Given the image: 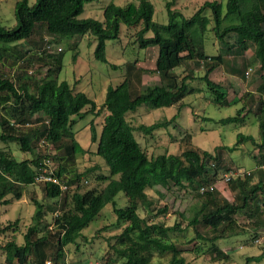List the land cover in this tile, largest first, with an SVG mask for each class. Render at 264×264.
<instances>
[{
  "label": "trees",
  "instance_id": "16d2710c",
  "mask_svg": "<svg viewBox=\"0 0 264 264\" xmlns=\"http://www.w3.org/2000/svg\"><path fill=\"white\" fill-rule=\"evenodd\" d=\"M95 1L98 0H36L31 5L29 0H19L15 12L17 25L12 28L0 26V108L6 111L5 105L11 104L9 116H0V140L18 144L21 152L30 155L18 159L0 149V206L11 204L12 199L21 200L26 188L35 184L43 185L46 197L51 201L44 204L35 200L32 225L21 244L16 237L19 220L0 226V236L14 233L3 246L5 264H46L49 259L52 264H66V248L77 244L84 229L98 219L108 205L113 207L117 218L114 226L120 233L108 240L104 264H155L156 257L166 258L167 264H191L184 256L189 250L173 237L188 229L195 233L188 243L195 244L196 253H211L223 264H240L219 247L218 242L234 234L241 212L253 210L250 217L254 224L264 226V0H226L225 6L222 2L207 1L189 19L173 10L176 0H172L166 5L167 25L154 21L155 8L151 0H139L138 4L126 6L110 3L104 9L103 22L79 19L85 4ZM208 11L212 12L213 30L216 39L224 45V51H231L228 39L234 36L241 51L254 49V62L260 65L261 73L258 89L262 91L254 115L259 126V140L241 134L236 145L219 146L213 153L188 147L181 154L150 158L136 139V129L126 116L142 106L165 108L181 102L188 94L187 77H181L176 70L186 62L194 61L204 68L201 80L216 105L232 106L242 99L236 97L237 101H229L228 91L211 78V74L224 65L225 59L223 53L209 55L206 52V35L211 23ZM122 24L130 28L142 26L137 33L140 47H158L153 73L158 74L160 82L139 91L129 73L117 87L108 88L103 106L108 115L99 135L92 127V141L98 143L97 155L108 167L109 175L96 176L99 183H106L105 187L83 189V178L97 169L80 172L77 168V156L87 151L76 140L74 118L95 113L97 104L86 93L75 92L67 81L59 80L64 52L61 49L55 54L45 48L48 51L43 58L48 68L44 77L35 78L28 72L22 77L17 76L16 80L3 69L20 66L21 60L25 62L30 51L20 50L18 45L30 42L42 31L50 37L46 44L51 47L67 37L92 35L97 40L96 60L107 63L106 42L120 38ZM149 32L153 37H146ZM9 53L13 55V61L6 56ZM77 54L75 51L74 62ZM113 67L116 69L115 65ZM127 69L135 71L136 65L130 63ZM144 72L149 73L143 69L137 72L139 83ZM35 114L39 126L28 132L21 131L33 123L31 118ZM247 117L243 110H238L235 116L221 119L219 123L245 124ZM167 124L154 125L151 130ZM42 138L51 144L49 152L42 153L36 148L35 143ZM246 142L254 144L258 150L254 157L258 169L237 175L228 183L231 190L234 187L239 193L235 200L231 202L225 198L217 187L201 192L202 187L215 184L220 177L223 153L233 152ZM46 159L54 164L56 176L68 184L65 193L61 194L59 186L51 182H37ZM171 186L193 192L197 198V206L186 218L185 227L180 222L172 226L161 222L159 217L169 210L167 206L156 210V204L148 194V190ZM121 193L127 198L124 208L118 207L116 201ZM54 207V211H49ZM140 210L148 217H142ZM259 215H262L260 221ZM257 236H254V242ZM263 259L264 252L246 257L244 264L260 263Z\"/></svg>",
  "mask_w": 264,
  "mask_h": 264
},
{
  "label": "rangeland",
  "instance_id": "374dc122",
  "mask_svg": "<svg viewBox=\"0 0 264 264\" xmlns=\"http://www.w3.org/2000/svg\"><path fill=\"white\" fill-rule=\"evenodd\" d=\"M18 1L0 0V26L12 28L17 25L15 12ZM170 1L172 0H151L155 8L154 21L156 23L161 25L169 23L166 5ZM207 1L222 2L224 6L226 4V0H176L173 10L189 19ZM29 2L33 5L36 0H29ZM138 2L139 0H98L89 2L85 4L84 11L78 18H91L103 22L104 9L110 3L126 6L130 3L138 4ZM207 16L211 19V23L209 32L206 35V52L209 55L223 53L225 59L224 65L218 67L211 74V78L228 91L229 101H237L236 97H242V99L233 103L232 106L220 107L216 105L206 84L201 80L205 73L204 68L194 61L186 62L176 70V73L181 77H187L188 94L181 102L165 108L142 106L136 111L129 112L126 116L130 124L136 129V139L150 158L159 155L181 154L188 147L213 153L219 146L233 147L236 145L238 136L241 134L252 135L259 140V126L254 115L255 111L258 110V100L262 91L258 89L261 84V73L260 65L254 62V49L251 47L247 51H241L237 48L238 45L234 36L228 39L229 44L232 45L231 51H224V45L216 39L213 30L215 23L212 12L208 11ZM141 28L142 26L130 28L124 24L121 25L120 38L106 42L107 63L96 60L94 53L97 40L92 35L67 37L61 43H55V46L51 49L52 53H55L58 48H61L64 52L63 69L59 75V80L67 81L73 91L86 93L97 104L95 113L88 114L85 118H74L73 130L75 131L76 140L87 151L77 156V168L80 172L94 167L97 169L88 177L83 178V189L105 187L106 183H99L96 176L109 175L108 167L97 155L98 143L92 141V127H95L99 135L104 119L108 115V111L103 107L108 88L117 87L129 73H132L134 87L139 91L143 87L160 82L158 74L153 73L159 49L157 46L140 47L137 33ZM40 35H43V37L40 38ZM146 37H153V33L149 32ZM48 40H50V37L42 31L41 34L33 36L30 42L18 45L20 50L30 51L24 59L25 62L21 60L20 66H9L4 68L3 71L16 80L17 76L22 77L28 72L33 73L35 78L46 76L48 64L45 63L43 57L45 52L48 51L45 49L48 46L46 44ZM75 51H78V54L74 62L73 55ZM6 56H9V60L13 61V55L11 56L9 53ZM130 63L136 65V72L128 71L127 66ZM113 65L116 66V69ZM141 69L148 70L149 73L144 72L142 81L139 83L137 72H140ZM10 105H5L7 107L6 111L0 108V116H9L11 112ZM238 110H243V114H247L245 124L223 125L219 123L221 119L235 116ZM37 117V114L33 115L31 118L33 123H30V127L21 128V131L28 132L30 129L37 128L40 124L36 119ZM163 123L168 124L165 127L151 130L152 126ZM42 141L45 140L42 138L39 143H35L36 148L42 150V153L49 152L52 149L51 144L42 143ZM0 149L12 153L18 159L30 157L29 154L21 152L20 146L15 143L9 144L0 140ZM63 154V151H61L62 156H64ZM257 154L256 146L250 142L240 145L233 152L225 151L223 153L220 177L215 184L218 191L231 202L235 200L239 193L236 188L233 187L231 190V186L222 181L223 174L229 171L243 172L244 174L254 172L258 169L257 160L254 158ZM51 164L54 166L53 163ZM148 194L153 198L156 210L159 207L167 206L169 211L161 215L159 220L169 226L180 222L181 226L185 227L188 223L186 218L193 214L197 206L195 194L178 187L171 186L169 189L148 190ZM35 200L44 204H50L51 202L46 197L42 184L27 187L21 200L12 199L11 204L0 206V226L19 220L16 233L19 244L23 243L24 235L29 226L32 225V218L36 209ZM116 201L120 208L127 206V198L122 193L118 195ZM50 209L49 211H54L55 207ZM252 212L251 209L248 212H241L237 216V224L233 229L234 234L218 242L219 247L231 254L234 261L240 264L245 263L246 257L257 256L264 252V226L254 224L253 219L250 217ZM139 213L142 217H148L143 210H140ZM262 215L258 216L259 221ZM116 222L117 218L113 207L108 205L99 218L84 229L83 237L78 240L77 244L69 245L66 248V263H106L103 258L107 255L109 249L108 240L120 233V229L114 226ZM13 234L11 232L8 235L0 236V264H5L6 255L3 246L11 240ZM194 235L193 229L173 235L178 240L177 242L183 244V248L189 250L184 254L187 261L191 264H223L216 261L211 253H196L194 251L195 244L188 243ZM255 235H258L257 239L260 242H254ZM47 252L50 254V248ZM154 262L155 264H167V259L156 257ZM251 264H264V259L260 263L253 262Z\"/></svg>",
  "mask_w": 264,
  "mask_h": 264
},
{
  "label": "built area",
  "instance_id": "2783aa9c",
  "mask_svg": "<svg viewBox=\"0 0 264 264\" xmlns=\"http://www.w3.org/2000/svg\"><path fill=\"white\" fill-rule=\"evenodd\" d=\"M47 49H49V51H51V49H53L51 46H47ZM53 51V50H52ZM61 51V48H58L56 50V52ZM55 52V51H54ZM21 126V125H20ZM30 126V124H27L26 127ZM42 143H45V141H42ZM52 162L48 159H46L44 161V164L42 165V167L40 168V173L39 176L37 178V182H51L53 184H56L59 186L61 194L65 193L69 186L66 182L62 181L60 178H58L55 174V168L54 166L51 164ZM264 169V166L262 167ZM244 173H238V172H228L226 174L223 175L222 177V181L224 183H229L231 181L232 178H234L237 175H243ZM216 184L210 185V186H204L201 188V192H206V191H213L216 188ZM256 242H260L259 239L256 240ZM46 264H52V262L48 261ZM68 264V263H66ZM91 264H101V263H91Z\"/></svg>",
  "mask_w": 264,
  "mask_h": 264
}]
</instances>
